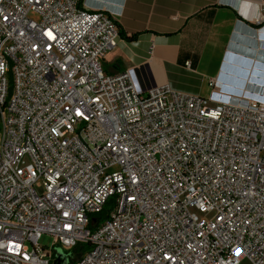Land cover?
Masks as SVG:
<instances>
[{
    "label": "built area",
    "instance_id": "2783aa9c",
    "mask_svg": "<svg viewBox=\"0 0 264 264\" xmlns=\"http://www.w3.org/2000/svg\"><path fill=\"white\" fill-rule=\"evenodd\" d=\"M119 38L79 0H0V264H264V62L212 108L108 73Z\"/></svg>",
    "mask_w": 264,
    "mask_h": 264
},
{
    "label": "crops",
    "instance_id": "0c3cea01",
    "mask_svg": "<svg viewBox=\"0 0 264 264\" xmlns=\"http://www.w3.org/2000/svg\"><path fill=\"white\" fill-rule=\"evenodd\" d=\"M107 12L122 36L103 60L108 73L136 67L142 84L209 96L218 81L254 91L264 62V9L259 0H82ZM191 62V68L185 66Z\"/></svg>",
    "mask_w": 264,
    "mask_h": 264
},
{
    "label": "trees",
    "instance_id": "16d2710c",
    "mask_svg": "<svg viewBox=\"0 0 264 264\" xmlns=\"http://www.w3.org/2000/svg\"><path fill=\"white\" fill-rule=\"evenodd\" d=\"M80 5L82 6V0H79ZM119 26V25H118ZM120 28V27H119ZM120 36H122L123 38L129 40V41H134L137 39L138 34H131V35H127L121 28H120ZM109 204L110 202H108L106 204V206L104 207V209L100 212L97 213L96 215H93L92 219L93 220L91 225H95L103 220H105L108 216V212L110 211L109 208ZM89 248L88 244H78L76 245V247H74L71 252H69L71 254L72 257H70L72 259V262L75 263L76 260ZM68 253V254H69ZM69 256V255H68Z\"/></svg>",
    "mask_w": 264,
    "mask_h": 264
},
{
    "label": "rangeland",
    "instance_id": "374dc122",
    "mask_svg": "<svg viewBox=\"0 0 264 264\" xmlns=\"http://www.w3.org/2000/svg\"><path fill=\"white\" fill-rule=\"evenodd\" d=\"M224 88H227V87H224ZM206 97H210V95L209 96H206ZM209 106L210 107H215L216 105H217V101L215 100V99H211V98H209ZM36 188L38 189V191L39 192H42V187H41V185L40 184H38L37 186H36ZM111 207V204H109V208ZM52 243H53V238L51 237V236H49V235H44L43 236V238L40 240V244L42 245V246H46V247H51L52 246ZM56 250H57V252L58 253H62V254H68L69 252H71V250H67V249H64V248H58V247H56ZM242 264H249V262L248 261H245V262H243Z\"/></svg>",
    "mask_w": 264,
    "mask_h": 264
}]
</instances>
